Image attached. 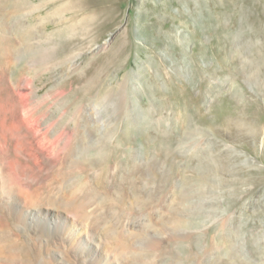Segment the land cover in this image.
I'll use <instances>...</instances> for the list:
<instances>
[{
  "label": "rangeland",
  "instance_id": "obj_1",
  "mask_svg": "<svg viewBox=\"0 0 264 264\" xmlns=\"http://www.w3.org/2000/svg\"><path fill=\"white\" fill-rule=\"evenodd\" d=\"M32 58L38 66L30 68ZM1 76L0 134L24 111L56 128L63 108L71 129L74 108L90 95L129 98L115 136L83 157L72 196L78 222L95 218L98 237L114 224L119 236L131 209L149 231H190L162 240V260L138 246L139 235L130 240L137 247L115 246L131 264H264V0H0ZM97 108L99 136L117 115L106 99ZM50 161L26 169L31 189L47 192L61 179L74 187L67 162ZM170 191L158 217L153 209ZM78 222L39 235L36 264H99L108 253L89 256ZM21 234L0 260L28 264L30 233Z\"/></svg>",
  "mask_w": 264,
  "mask_h": 264
},
{
  "label": "bare ground",
  "instance_id": "obj_2",
  "mask_svg": "<svg viewBox=\"0 0 264 264\" xmlns=\"http://www.w3.org/2000/svg\"><path fill=\"white\" fill-rule=\"evenodd\" d=\"M37 62L38 61L32 58L26 65L30 68L36 67L38 66L36 64ZM44 68L47 69V67ZM5 79L6 78L1 76L0 83H3L1 86L5 84ZM6 87H4V89H6ZM13 90L17 93L20 101L24 102L27 99V93L19 90L18 85L15 84ZM6 91L7 90H4L5 93ZM122 94L117 96L118 98L115 96V93L113 94L110 92L105 95H90L89 100L91 102L89 104L81 102L74 108L73 118L71 117L73 121L72 127L70 126L71 129H69V127L67 128L70 119L67 118L66 111L61 108L59 110L60 112L57 114L58 117L61 118V121L56 128L53 126V122L50 121L45 122V125L42 124L43 127L41 128L42 117L40 116V120L38 116H32L27 111H24L22 120H14V122H12L13 129H10L11 131L9 133L3 132L0 134V224L6 222L9 225L8 229H2L0 227V249L2 246L4 249L6 244L11 241V245L9 244L10 246H7L8 250L6 251L12 255L17 249V246L13 243L21 241L20 237L22 238L21 233L23 231H29L30 234L25 242L27 245L31 246L30 249L25 246V252L28 264H36L37 257L35 248L41 241H43V245L45 246V241L42 236L46 234V236L50 235L51 238L53 231L62 230L64 225L69 222H78L79 216L75 210L77 201H72V196L79 190L78 185L82 178L80 171L84 165L83 157L89 151L105 143L106 140H111L118 129L116 128V126L119 125L117 124V119L122 115L123 117L128 116L130 106L128 103L130 102H125V100L127 101L129 98L125 97V93L124 95ZM6 98L14 102V97L11 94L6 93ZM105 99L108 104L115 103L116 110H114L116 111L117 117H114L115 120H109L110 122L108 124L106 123L107 125L104 126L105 132L102 134L99 133L100 135L96 136L94 132H98V130L101 129V123L103 121V118L101 119L99 116L101 111L97 108V105ZM84 119H90V122L89 120H85V122ZM122 120H120V123ZM93 122L97 124L92 125ZM49 158L50 160L53 159V161H56V163L59 162V165L67 162L68 171L74 172L75 174L74 182L76 185L74 187L69 188V185L64 186L65 181L62 179L59 181L60 179L57 180V178L56 181H59V183L55 185V188L51 186L47 192L39 193L31 189V183L26 179L24 174L26 169L32 168L34 165L39 167V169L42 167L45 169V167H49L50 164L52 165ZM117 166L118 165H114L111 167V179L116 172ZM172 193L173 191H170L169 194L161 197L159 204L157 203L158 205L153 209L155 215L158 217L163 215L166 206L169 205V196H172ZM143 204L144 203H142V205ZM122 216L124 222L122 232L124 234L122 233L119 236L115 235L116 228L114 224L103 226L102 228H104L103 231L105 232L103 236L98 237L96 235V223L98 222L95 221V218L94 220L90 219L92 223L88 224H81L78 222L80 223V228L78 227L79 232L76 234H79V238L83 241L81 247L89 252V256L92 259L95 258L97 248L107 251L106 253L108 254L104 256L99 264H131L133 261L124 253V248L116 251L113 249L115 246L121 244H124L123 247L126 245L137 247V245L134 244L135 242L132 241L130 243L132 236H142L145 240L140 242L141 244L139 243L138 246H142V249L146 253H152L154 258L159 257L158 251L162 240L172 239L178 241L190 236V231L188 229L183 227L179 228L178 225V227L173 226L172 230L161 232L163 235L154 230L149 231L147 228L150 225L146 224V219L142 217V213L136 215L131 209L125 210ZM189 228L191 229V227ZM145 233L147 235H145ZM40 238H42V240ZM86 243H92L94 248L92 249L91 245H86ZM112 245L113 248L111 247ZM3 251L5 252V250ZM48 256L47 252L46 256H43V258L45 259L46 257V259H49ZM13 258V256H3L0 260V264L18 263ZM158 260L162 259L159 257ZM134 263L136 262L134 261Z\"/></svg>",
  "mask_w": 264,
  "mask_h": 264
}]
</instances>
